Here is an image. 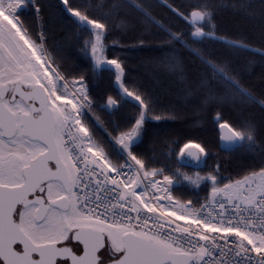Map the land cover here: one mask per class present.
<instances>
[{"label": "snow or ice", "instance_id": "1", "mask_svg": "<svg viewBox=\"0 0 264 264\" xmlns=\"http://www.w3.org/2000/svg\"><path fill=\"white\" fill-rule=\"evenodd\" d=\"M167 7L183 27L173 30L157 20L146 0H59L64 24L88 36L80 51L90 67L73 74L64 66L67 44H49L43 26L33 31L23 19L27 9L40 17L37 0H0V264H264V152L258 163L226 178L220 163L194 177L179 167L155 166L137 146L150 119L168 117L150 96L125 86L126 63L106 54L115 28L163 30L173 51L181 45L199 58L201 107L217 108L222 146L254 148L262 128L254 120L230 121L219 108L258 104L264 110V99L243 86L234 59L240 52L264 58V0L220 6L180 0ZM221 7L250 20L254 40L221 35ZM209 40L228 51L215 56L198 47ZM166 63L183 75L180 60ZM100 66L110 67L123 93L137 102L135 117L108 133L123 164L112 159L88 121L97 103L90 74ZM101 106L118 110L119 101L108 96ZM208 154L189 139L170 156L180 165L189 157L203 162ZM183 180L204 185L207 194L174 196V184Z\"/></svg>", "mask_w": 264, "mask_h": 264}, {"label": "trees", "instance_id": "2", "mask_svg": "<svg viewBox=\"0 0 264 264\" xmlns=\"http://www.w3.org/2000/svg\"><path fill=\"white\" fill-rule=\"evenodd\" d=\"M43 11L40 17L35 16L32 9L23 13L25 23L33 31H39L38 23L49 34V44H67L65 68L73 74L87 70L90 67L89 57L80 51L87 33L77 32L73 25L64 24L58 15L59 0H37ZM82 3H100L101 0H80ZM152 5V14L167 26L183 27L179 18L170 12L168 4L180 0H146ZM188 2V0H183ZM216 5H230L237 0H212ZM40 19V21H39ZM217 22L221 28V35L227 34L235 39L241 35L254 40L252 22L241 13L233 11L230 7H221L218 11ZM54 24L57 25L54 27ZM140 39L145 41L140 44ZM167 37L163 30L152 27L149 31L139 29L115 28L108 36L107 55L124 60L127 73L124 84L130 91L139 92L152 98L153 103L168 117L157 121L150 119L147 122V133L137 146L138 154L152 156L158 163L155 166L169 165L189 176L196 172L211 170L220 163L221 173L226 178L236 176L245 167L259 162L264 152V110L258 104L248 107H220L219 111L230 121L244 123L254 120L262 131L258 134V143L254 148L238 146L231 150L221 147L219 129L215 122L217 108L201 105L203 89L196 86V80L202 73L199 58L187 47L166 43ZM118 42V43H115ZM255 41L253 47L258 48ZM198 47L207 48L213 55L220 56L228 50L215 41H205ZM175 57L183 65V75L174 72L166 63L169 58ZM235 64L240 73V79L245 88L252 91L258 99H264V58L258 52H240L235 56ZM89 91L97 102L94 106L95 115H88V121L94 126L96 139L106 144V151H110L113 160L122 161L115 144L111 142L108 133H113L117 125H127L137 114V102L127 98L118 88V81L110 68L95 69L90 74ZM112 96L119 101L118 110L102 107L107 97ZM103 122L99 124L96 118ZM189 139L201 143L209 150L207 158L199 167L182 163L176 165L170 156L177 144L187 142ZM108 145L111 147L109 148ZM207 194L204 185L195 188L187 183H178L173 187V195L181 198L196 197L202 199Z\"/></svg>", "mask_w": 264, "mask_h": 264}, {"label": "rangeland", "instance_id": "3", "mask_svg": "<svg viewBox=\"0 0 264 264\" xmlns=\"http://www.w3.org/2000/svg\"><path fill=\"white\" fill-rule=\"evenodd\" d=\"M39 21H40V19H39ZM38 25H39V28L41 29V23L39 22L38 23ZM104 68H110V67H108V66H100V67H98L97 68V70H99V69H104ZM118 88L123 92V90H122V88H121V86H120V82H118ZM123 95H125L124 93H123ZM126 96V95H125ZM127 97V96H126ZM127 98H129V97H127ZM129 99H131L132 100V98H129ZM134 100V99H133ZM109 110H111L112 108H108ZM91 113H89L88 115H90ZM91 115H93V114H91ZM110 140H111V142L112 143H114L115 144V147H116V149L118 150L119 149V145L118 144H116L114 141H112V139H111V137H110ZM119 152V151H118ZM120 153V152H119ZM121 154V153H120ZM122 155V154H121ZM123 161H124V159H122V161L120 162L121 164L123 163ZM201 163L202 162H199V166L201 165ZM185 164H190V165H192V166H195V167H199V166H197V165H195V164H193L191 161L189 162V163H185ZM192 177H194V175L192 176ZM183 182L184 183H187L188 185H192V186H194L193 184H191V183H189L187 180H183ZM176 185H178V183H175L174 184V186H176ZM195 187V186H194ZM195 188H197V187H195Z\"/></svg>", "mask_w": 264, "mask_h": 264}, {"label": "water", "instance_id": "4", "mask_svg": "<svg viewBox=\"0 0 264 264\" xmlns=\"http://www.w3.org/2000/svg\"><path fill=\"white\" fill-rule=\"evenodd\" d=\"M221 147H222L223 149H225V150H231V149H234V148H236V147H238V146H234V147H232V148H225V147L222 146V142H221ZM193 151H195V149H193ZM188 160L191 161V162H192L193 164H195V165L199 164V162H197V161H195V160H192L191 157H189Z\"/></svg>", "mask_w": 264, "mask_h": 264}, {"label": "built area", "instance_id": "5", "mask_svg": "<svg viewBox=\"0 0 264 264\" xmlns=\"http://www.w3.org/2000/svg\"><path fill=\"white\" fill-rule=\"evenodd\" d=\"M123 163H124V161H123ZM123 163H122V164H123Z\"/></svg>", "mask_w": 264, "mask_h": 264}]
</instances>
